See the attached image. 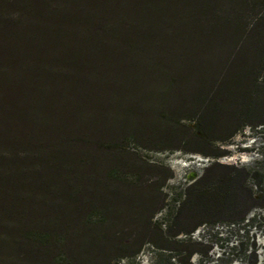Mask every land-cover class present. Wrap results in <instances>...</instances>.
<instances>
[{"label": "trees", "instance_id": "1", "mask_svg": "<svg viewBox=\"0 0 264 264\" xmlns=\"http://www.w3.org/2000/svg\"><path fill=\"white\" fill-rule=\"evenodd\" d=\"M263 110L264 0H0V264L75 262L115 139L225 141ZM231 176L186 189L181 233L238 211Z\"/></svg>", "mask_w": 264, "mask_h": 264}, {"label": "rangeland", "instance_id": "2", "mask_svg": "<svg viewBox=\"0 0 264 264\" xmlns=\"http://www.w3.org/2000/svg\"><path fill=\"white\" fill-rule=\"evenodd\" d=\"M185 123L190 132L198 130ZM262 123L229 138L235 129H216L214 137L225 141L186 138L177 150L115 139L116 149L98 163L113 177L95 178L98 186L106 184L101 192L106 197L99 202L107 205L95 217L108 221L104 226L89 218L74 230L73 264H264V118ZM214 165L219 168L210 169ZM220 173L242 185L238 211L207 218L191 233H181L198 223L179 212L186 189Z\"/></svg>", "mask_w": 264, "mask_h": 264}]
</instances>
